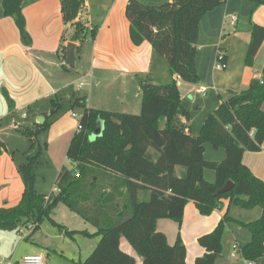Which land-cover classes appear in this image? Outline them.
I'll list each match as a JSON object with an SVG mask.
<instances>
[{
    "label": "trees",
    "instance_id": "obj_1",
    "mask_svg": "<svg viewBox=\"0 0 264 264\" xmlns=\"http://www.w3.org/2000/svg\"><path fill=\"white\" fill-rule=\"evenodd\" d=\"M24 0H4L5 17H12L20 30L22 42L31 45L22 11ZM227 0H171L148 6L130 0L126 18L134 45L150 43L154 51L169 65L173 76L197 85V43L202 18L222 7ZM256 8L264 0H246ZM66 32L64 42L82 45L95 40L97 29L87 20L86 0H61ZM247 65L254 60L264 43V27L253 25ZM66 49H62L65 53ZM224 52V51H223ZM225 53V52H224ZM224 54L220 64L226 66ZM142 108L139 115L91 109L82 100L72 108H83L77 131L67 150L72 168L63 167L50 196L35 189L36 168L40 155L28 158L19 172L24 182V194L13 208L0 209V231L36 232L49 221L67 237L76 234L92 237L87 231H70L52 219L55 209L64 204L71 212L96 229L99 241L93 252L77 264H137L136 259L121 249L125 239L142 264H186L187 250L179 235L171 246L167 237L157 231L159 220L176 222L180 227L188 203L193 202L202 216H211L225 201L245 210L260 208V219L246 223L230 215L220 221L214 231L198 242L205 254L196 264H216L222 256L225 228L243 230L250 242L237 253L249 263L264 257V182L244 165L246 152L258 153L264 144V70L261 79H254L240 92H230L217 109L208 116L201 132L193 136L177 121L182 109L176 82L167 85H141ZM54 115L63 110L62 100H54ZM28 118V116H27ZM99 122L103 132L96 140L90 138ZM48 120L22 127L19 133L39 145L40 135L51 127ZM223 149L222 162L205 159V147ZM6 145L0 142V155ZM216 174L214 183L206 181L204 172ZM231 181L234 186L220 194Z\"/></svg>",
    "mask_w": 264,
    "mask_h": 264
},
{
    "label": "crops",
    "instance_id": "obj_2",
    "mask_svg": "<svg viewBox=\"0 0 264 264\" xmlns=\"http://www.w3.org/2000/svg\"><path fill=\"white\" fill-rule=\"evenodd\" d=\"M3 1L0 0V142L6 145V151L0 155V209L13 208L22 199L25 187L19 168L26 159L17 157V149L21 147V152L29 148V140L26 141L19 130L40 124V115L49 114L45 121L51 122V127H58L61 137H66L74 131V115L78 114L65 109V104L73 109V103L82 100L91 109L135 115L141 113L142 84L176 82L182 109L189 117L180 114L177 121L186 126L188 133L197 136L222 98L230 92L246 90L254 79H261L264 70V43L253 66L247 65L252 27H264V6L256 8L251 1L227 0L222 7L202 18L197 43L196 66L200 76L197 85L173 76L166 60L150 43L133 44L126 18L130 0H86L87 20L97 29V36L94 41L88 39L82 45L63 41L67 28L61 0L23 1L22 11L31 45L22 42L15 19L5 17ZM137 1L154 6L171 0ZM232 15L238 17L235 26L230 23ZM70 44L76 47L75 59L67 65ZM63 48L65 53H62ZM220 50L227 55L225 68L217 61ZM56 99L62 100L63 110L50 115L54 112L53 101ZM24 114L28 118L25 119ZM98 124V128L103 127L102 122ZM20 138H24L22 146L25 148L19 146ZM204 157L209 162H222L226 152L207 145ZM243 163L264 182V144L258 153L246 152ZM204 177L210 183L216 180L212 170H206ZM54 213L52 219L62 225L54 219ZM225 215L250 223L261 218L262 210H245L225 201L211 216H202L190 202L185 208L181 227L172 220L163 219L158 221L157 231L167 237L171 246L180 235L187 250L186 264H196V260L205 254L199 238L214 231ZM82 222L76 226H63L70 231H87L92 237L64 236L51 222V229L46 227L43 233L42 224L36 232L30 233L26 243L19 241L22 234L0 231V264H21L27 255H42L46 264H77L85 260L99 239L95 236L96 229L84 220ZM36 233L38 235L34 236ZM33 236V241L29 242ZM67 239L73 243H67ZM250 240L247 232L227 226L222 237V256L216 264H250L239 253H234L235 246L241 248ZM66 244L70 250H66ZM121 249L133 256L137 264H142V259L127 240L122 239ZM251 264H264V257Z\"/></svg>",
    "mask_w": 264,
    "mask_h": 264
},
{
    "label": "rangeland",
    "instance_id": "obj_3",
    "mask_svg": "<svg viewBox=\"0 0 264 264\" xmlns=\"http://www.w3.org/2000/svg\"><path fill=\"white\" fill-rule=\"evenodd\" d=\"M64 106L66 107L65 109L71 110V113L78 114L79 119L73 120L75 121L74 131H71L66 137L65 136L61 137L62 132L58 131V127H49L45 132H43L40 135L39 145H37L38 147H36L35 150H31L32 146H31L30 141H29V148L26 149L25 147L22 146V143H24L25 141L23 140L25 137L20 138L21 142L19 144V146H22L23 148H25V150L20 152L19 150L21 149V147H19L20 149H17V155H18L17 157L20 158L19 156L21 157L23 156L24 159H26V163L28 162V158L36 156L38 153H41L40 155L41 164L35 170V174H36L35 189L41 195L50 196L53 192H55L56 180L58 178V175L61 169L63 167H66L68 169L72 168V163L67 158V150L71 144V141L74 135L78 131V126H79L82 113H81L80 107L71 109V106H69V104H65ZM138 114H135V115H138ZM50 121H53V120H50ZM90 140H92V136ZM26 141H28V139ZM54 212H55L54 213L55 216H53L54 219L62 223V225L65 224L66 226L67 225L76 226L78 225L76 223H84L82 222V220H80L79 217H77L73 212H71L64 204H60L55 209ZM75 219L79 222H76ZM73 220L75 222H73ZM52 226L49 222L46 221L43 225V233L46 227L48 229H51ZM4 233H7V232H4ZM30 233L32 232H29V230H24L22 232V235L19 236L20 238L19 241L22 240L23 243H26L27 241H25V239L30 235ZM37 235L38 234L36 233L34 236H37ZM34 236L31 238V241L29 242L33 241ZM47 236H48V233H47ZM58 243L60 244V242ZM67 243H73V241L70 239H67ZM11 245H14L15 247V244L11 243ZM66 247H67L66 250L71 249L69 248V244H66ZM62 250H59V252H61Z\"/></svg>",
    "mask_w": 264,
    "mask_h": 264
},
{
    "label": "built area",
    "instance_id": "obj_4",
    "mask_svg": "<svg viewBox=\"0 0 264 264\" xmlns=\"http://www.w3.org/2000/svg\"><path fill=\"white\" fill-rule=\"evenodd\" d=\"M237 22H238V17H237L236 15H232V16L230 17V23H231V25L235 26V25L237 24ZM224 54H225V53H224L223 51H221V50H220L219 53H218V60H217V61H218L219 66L222 67V68H225L224 66H222V65L220 64V61L222 60ZM81 87H83V85H81ZM23 116H24V118L26 119L28 115H27V114H24ZM74 117H75L76 119H79V117H78L77 115H74ZM81 130H82V127H81V125L79 124V126H78V131H81ZM237 251H238V247L235 246V247H234V253H237ZM248 263H249V262H248ZM21 264H46V259H45V257L42 256V255H27V256H25V257L23 258ZM250 264H251V263H250Z\"/></svg>",
    "mask_w": 264,
    "mask_h": 264
},
{
    "label": "water",
    "instance_id": "obj_5",
    "mask_svg": "<svg viewBox=\"0 0 264 264\" xmlns=\"http://www.w3.org/2000/svg\"><path fill=\"white\" fill-rule=\"evenodd\" d=\"M75 45L74 44H70L68 46V56H67V65L72 64V62L74 61V52H75ZM53 114V112L50 113V115ZM49 115V114H48ZM48 115H40L38 118L39 123H43ZM103 132V127H99L96 132H94V134L92 135V140L94 141L96 140L98 137H100L102 135ZM234 186L233 182L229 181L226 186L219 191L220 194L226 193L228 191H230L232 189V187Z\"/></svg>",
    "mask_w": 264,
    "mask_h": 264
}]
</instances>
